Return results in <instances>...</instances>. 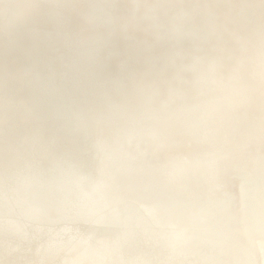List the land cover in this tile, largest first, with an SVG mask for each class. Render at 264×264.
<instances>
[{"label":"bare ground","instance_id":"6f19581e","mask_svg":"<svg viewBox=\"0 0 264 264\" xmlns=\"http://www.w3.org/2000/svg\"><path fill=\"white\" fill-rule=\"evenodd\" d=\"M0 264H264V0H0Z\"/></svg>","mask_w":264,"mask_h":264},{"label":"water","instance_id":"95a60500","mask_svg":"<svg viewBox=\"0 0 264 264\" xmlns=\"http://www.w3.org/2000/svg\"><path fill=\"white\" fill-rule=\"evenodd\" d=\"M242 168L244 169V167L242 166Z\"/></svg>","mask_w":264,"mask_h":264}]
</instances>
